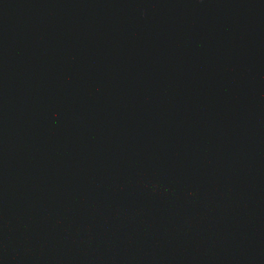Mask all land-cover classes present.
I'll use <instances>...</instances> for the list:
<instances>
[{
  "label": "water",
  "instance_id": "water-1",
  "mask_svg": "<svg viewBox=\"0 0 264 264\" xmlns=\"http://www.w3.org/2000/svg\"><path fill=\"white\" fill-rule=\"evenodd\" d=\"M0 264H264V0H0Z\"/></svg>",
  "mask_w": 264,
  "mask_h": 264
}]
</instances>
